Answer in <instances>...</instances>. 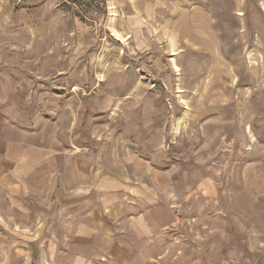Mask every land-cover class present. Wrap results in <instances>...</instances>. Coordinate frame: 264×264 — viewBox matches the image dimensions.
Segmentation results:
<instances>
[{"label":"rangeland","instance_id":"obj_1","mask_svg":"<svg viewBox=\"0 0 264 264\" xmlns=\"http://www.w3.org/2000/svg\"><path fill=\"white\" fill-rule=\"evenodd\" d=\"M0 156V264H264V0H0Z\"/></svg>","mask_w":264,"mask_h":264},{"label":"crops","instance_id":"obj_2","mask_svg":"<svg viewBox=\"0 0 264 264\" xmlns=\"http://www.w3.org/2000/svg\"><path fill=\"white\" fill-rule=\"evenodd\" d=\"M34 162L35 161H34V159H32V157L31 158H26L20 163V166H18V162H17L15 157L9 156V157H3L2 158L0 156V177L2 175L7 177L10 174H14L15 172L23 169V167H25V166L27 167L28 165H29L28 167H33ZM75 182H76V185H75ZM12 185L14 186V189H13L14 191L16 190V188H15L16 186H20V184H17V182L13 183ZM63 189L71 190L73 192V195H72L73 197L79 196L80 195L79 191L81 189V182H80L79 173H77L76 180H75V177H74V180L72 181V184L71 185H67V187L64 186ZM64 196H65V194H64ZM115 204H119V203H115ZM77 213L80 214L79 212H77ZM95 213L96 212H95L94 209H88V211H86V213H85L86 223H88V224L91 223L88 218L94 217ZM89 228L91 229L90 225H84L83 227L80 226V228H79L80 231L78 233V236H80V237H89V238L92 237L93 234H92V231H91V233H89V231H90Z\"/></svg>","mask_w":264,"mask_h":264},{"label":"built area","instance_id":"obj_3","mask_svg":"<svg viewBox=\"0 0 264 264\" xmlns=\"http://www.w3.org/2000/svg\"><path fill=\"white\" fill-rule=\"evenodd\" d=\"M20 1H22V0H20Z\"/></svg>","mask_w":264,"mask_h":264}]
</instances>
